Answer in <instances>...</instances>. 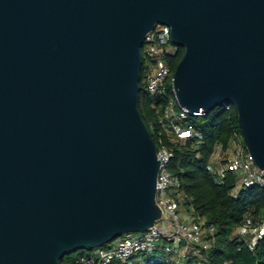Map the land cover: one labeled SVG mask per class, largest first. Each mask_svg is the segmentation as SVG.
Listing matches in <instances>:
<instances>
[{
  "label": "water",
  "instance_id": "95a60500",
  "mask_svg": "<svg viewBox=\"0 0 264 264\" xmlns=\"http://www.w3.org/2000/svg\"><path fill=\"white\" fill-rule=\"evenodd\" d=\"M185 52L179 105L235 104L264 171V0H0V264H61L161 217L143 45Z\"/></svg>",
  "mask_w": 264,
  "mask_h": 264
},
{
  "label": "trees",
  "instance_id": "16d2710c",
  "mask_svg": "<svg viewBox=\"0 0 264 264\" xmlns=\"http://www.w3.org/2000/svg\"><path fill=\"white\" fill-rule=\"evenodd\" d=\"M176 46L168 57L173 73L185 52L183 46ZM146 75L143 50L139 109L157 149L164 144L174 151L169 163L175 181L172 194L178 197L186 194L189 200L185 199L183 204H193L215 231L214 242L209 248L198 244L188 246L182 264H264V235L253 244L237 231L242 227L254 229L264 218V185L238 188V176L233 171L227 170L220 177L211 169L217 150L220 149L225 157L234 132L242 133L237 107L226 102L206 114H190L182 119L166 117L164 109L174 95L172 83L169 82L165 94L152 96L145 91ZM161 118L173 123H163ZM189 127L194 129L192 136L176 137V128ZM224 162L222 158L221 166ZM165 246L166 241H163L153 253H140L124 264H176ZM78 258L79 255H65L61 264H81Z\"/></svg>",
  "mask_w": 264,
  "mask_h": 264
},
{
  "label": "built area",
  "instance_id": "2783aa9c",
  "mask_svg": "<svg viewBox=\"0 0 264 264\" xmlns=\"http://www.w3.org/2000/svg\"><path fill=\"white\" fill-rule=\"evenodd\" d=\"M176 47L167 25L157 24L147 33L143 50L147 72L145 91L150 95L165 94L169 82L172 83L173 72L168 57L176 50ZM164 113L166 117L170 116L169 118L172 119L187 118L190 114H204L181 107L175 93L169 99ZM161 121L173 123L172 120L168 121L165 118H161ZM175 133L177 138H186L193 135L194 129L192 127L176 128ZM225 155V162L221 167L211 165L213 172L222 177L227 170L233 171L238 176V188L256 184L264 185V171L256 164L248 150L243 133L234 132ZM157 156L160 159V168L156 186V202L162 209L160 219L144 232L126 233L109 244L92 249L90 254H79V263L124 264L131 262L140 253H153L160 243L166 241V252L173 255L176 264H182L188 246L198 244L209 248L212 245L215 239L213 227L207 225L206 219L197 212L193 204H183L185 199L189 200L186 194L182 197L172 194L175 181L169 169V163L174 156V151L162 144L157 149ZM237 231L244 236L249 235L248 239L255 244L264 235V218L254 229L242 227ZM208 236L211 238L208 239Z\"/></svg>",
  "mask_w": 264,
  "mask_h": 264
},
{
  "label": "rangeland",
  "instance_id": "374dc122",
  "mask_svg": "<svg viewBox=\"0 0 264 264\" xmlns=\"http://www.w3.org/2000/svg\"><path fill=\"white\" fill-rule=\"evenodd\" d=\"M217 156V157H216ZM222 158H224V154H222V152H221V150L220 149H218L217 150V152H216V155H215V157L213 158V164H216L217 166V168L218 167H221V159ZM248 237H249V235L247 236H245V238H247L248 239ZM91 253V250H78V251H75V252H73V253H71V254H73L74 256H78L79 254H90Z\"/></svg>",
  "mask_w": 264,
  "mask_h": 264
}]
</instances>
